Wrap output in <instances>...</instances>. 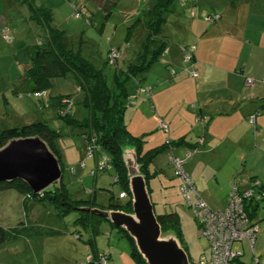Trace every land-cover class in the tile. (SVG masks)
<instances>
[{"label":"crops","instance_id":"1","mask_svg":"<svg viewBox=\"0 0 264 264\" xmlns=\"http://www.w3.org/2000/svg\"><path fill=\"white\" fill-rule=\"evenodd\" d=\"M15 4L19 6L20 21H29V12L22 0H16ZM196 12V18H190L189 22L184 21L181 27L178 26L182 32L194 35V38L180 43H168L162 54L165 73H153L150 78L148 75V81L144 83L146 78L142 76L141 84L152 89L151 97L137 93L138 82L135 81L131 86L132 103L127 107L124 121L133 136L143 137L142 153L163 145L168 136L182 141L180 146L174 147L178 155L183 156L188 150L196 149L187 159L186 169L208 205L222 209L229 202L233 183L246 188L253 177H264V113L257 116L254 125L249 122L250 115L264 104V0H209V7L199 1ZM201 13L203 16L218 13L220 18L208 23ZM13 27V22L7 17L0 19V32L1 29ZM187 44L197 45L196 61L189 71H183L182 46ZM153 68L149 72H153ZM194 70L198 72V77L192 76ZM249 77L255 79L254 85L247 84ZM1 92L3 97L5 94ZM13 93L19 96L21 92L15 87ZM200 114L204 118L199 119ZM16 115L21 116L20 113L13 114ZM162 121L169 125V134L161 129ZM6 122L2 120L0 128L4 129ZM74 134L77 132L74 131ZM81 145L72 158L78 160V163L73 167L75 176L71 178V184L77 180L80 182L85 171L79 166L83 158ZM167 152L169 155L170 152ZM161 155L158 154L148 166L154 209V188L157 198L167 200L173 191L177 197L181 196L180 180L174 176L170 164L169 171L158 164ZM92 159L94 166L90 167V174L98 158ZM84 163V168H88L87 161ZM82 183L85 188L89 182L82 180ZM87 190L92 193L95 189ZM23 204L29 211L34 207V204ZM55 215L59 216L57 213ZM35 216L39 224L47 220H42L43 212ZM252 220L260 227L253 253L258 262L253 263L251 256L250 261L244 263L264 264V200L257 205ZM86 231L96 246V253H109L110 264H137L129 254L128 241L125 239L128 246L120 244L124 237L118 232L115 243L108 240L111 242L100 247L96 234ZM77 233L83 238L82 232ZM107 236L111 238L112 234L108 232ZM238 243L241 247L234 244V248L242 253L237 259L241 264L243 261L240 257L249 246L246 241ZM204 250L203 253L208 251V245L204 246ZM75 264H79V261H75Z\"/></svg>","mask_w":264,"mask_h":264},{"label":"rangeland","instance_id":"2","mask_svg":"<svg viewBox=\"0 0 264 264\" xmlns=\"http://www.w3.org/2000/svg\"><path fill=\"white\" fill-rule=\"evenodd\" d=\"M184 1L187 3L188 0ZM199 1L209 7V0ZM15 3L16 0H0V19L3 16L7 17L15 26L3 33L4 29H1L2 31L0 32V90L3 93L2 95L5 94L3 97L0 95V122L2 120L8 121L5 123L7 125L5 128H8L41 120L46 121L50 127L59 128L62 137L58 140V143L64 163L67 166L63 172V177L72 195L75 198H84L92 194L87 188L91 190L96 189L94 197L99 203L100 201H108L113 195L118 196L120 185L114 183L115 173L110 169L111 159L109 154L99 152L98 146L95 144L96 150L93 158L103 159L102 155H106L109 157V166L105 165L104 169L99 170L97 175L90 174V167L94 166V160L86 158L87 139L78 135L79 130L77 128L63 123L58 116L60 113L56 114L50 104L56 103L57 97L61 95L69 96L70 99L68 101L74 104L73 108L71 107L73 115L79 119L84 118L86 110L82 104H79L83 93L80 91L75 79L70 75L54 78L53 85L49 88L48 94L42 96L26 93L28 87L24 86L28 83H24L23 80L26 75V69L31 61L28 48L29 46L45 42L46 30L34 20L21 22V14H18L19 6ZM102 3V0H36V5H44L53 9L54 22L60 28L66 30L69 46L73 49L80 48L83 55L99 67H102L110 48L115 47L121 50V48L126 46V43H129L126 51H124L118 60L119 65L124 66L128 61L134 59L135 54L140 49V43L143 42L146 35L142 25L135 26V29L132 31L130 29V26L138 18L137 15L144 6L145 1L117 0L112 12L106 16L104 11L97 5H102ZM73 4L80 7L81 10L84 6L82 17L78 18L75 16ZM188 6L192 13L194 10L193 6L190 4ZM178 8L179 10L181 9L180 6ZM201 15L203 17V13ZM172 18L174 17H170V23L164 28V38L162 39L167 41V43H180L192 40L194 35H186L187 32H182L177 27L171 28L173 26ZM185 20L189 22V17L186 16ZM3 35L9 38L3 37ZM164 60L163 57L159 58V61L153 66V72L151 71L146 74L147 77L143 83L148 81V75L150 78L153 73L155 75L165 73ZM115 68V66H109L105 71L108 75H111ZM134 83V81L129 83L130 90ZM15 87L20 89L24 99L21 100L20 98L22 97L13 93ZM61 101L62 104L69 103L66 98ZM60 110L62 115L68 114L69 111L67 106H64ZM18 113L21 116H13V114ZM2 129L0 128V130ZM74 131L77 134H74ZM172 140H170V143L165 142L169 146L167 151H170V147H174L171 144ZM79 145L82 146L81 153L83 157L80 163L87 161L88 168L79 165L85 170L84 174L80 177V182L77 180L71 184V178L75 176L72 167H75L74 165L78 163V160L74 161L72 158L75 157V153L77 154ZM174 150L175 148H173ZM126 153H129V158L132 160L131 151L127 150ZM186 154L185 152L183 156L186 157ZM180 156L183 157L182 155ZM159 160L158 164L166 171H169L168 152L162 153ZM174 176L177 177L175 174ZM82 180H85L86 183L89 182L87 187L83 188ZM173 184H175L174 181ZM95 185H97L96 188ZM53 188L54 184L48 187L49 190ZM156 193L157 191L154 188L152 190V197L155 203V213L167 214L177 212L179 214L182 230V246L189 253L191 261L196 262L199 255L205 251L204 246H207V243L199 234V225L195 220L192 209L188 207L186 198L182 194L177 197L176 192L173 191L172 195L165 200L164 198H157ZM26 199L30 198L27 195H21L20 197V194L14 189L0 190V226L9 231L7 240L0 244V264H75V261H79L80 264L91 253H94L92 248L96 246L89 241L88 232L83 226L75 224V219L81 216V211L72 210L65 217H57L55 215L57 211L53 206L35 203L33 200ZM24 202L30 203V206L34 204V209L31 208L30 211L26 210ZM35 206L38 207L35 208ZM42 212V220H47L44 223L41 222L43 224H39L35 214L38 216ZM97 226V231L94 233H97L95 237L98 241V246L102 247L108 242L117 241L116 234L118 230L108 221L103 220ZM15 227H18L20 230L13 232L12 229ZM35 232H39V234L36 235ZM76 232H82L83 238L75 236ZM108 232L112 234L111 238H108ZM120 244L128 246L125 238L122 239ZM235 246L241 247V244L235 243ZM239 256L233 260L232 264H240L237 261ZM251 256L252 262L256 263V255L253 256V252L248 247L245 249L242 257H240V260L249 262ZM93 260L98 264L99 259L93 258ZM89 264L94 263L89 262Z\"/></svg>","mask_w":264,"mask_h":264},{"label":"trees","instance_id":"3","mask_svg":"<svg viewBox=\"0 0 264 264\" xmlns=\"http://www.w3.org/2000/svg\"><path fill=\"white\" fill-rule=\"evenodd\" d=\"M102 1V5L97 4L98 7L102 11H104L105 16L109 15L112 12L113 7L116 5L117 0ZM144 1L145 4L140 9L137 15L138 18L136 19L135 23L130 26V29L132 31L135 29V26L142 25V28H144L146 34L143 42L140 43V49L135 54L134 59L128 61V63L124 66L119 65L118 60L120 59L124 51H126L129 45V43H126V46L121 48V50H118V48L115 47L110 48L102 67H99L89 58L84 56L80 48L73 49L69 46L66 36V30L60 28V26L56 25L54 22L55 20L52 8L46 7L44 5H36V0H22V4L26 6L29 12L28 19L34 20L37 24L41 25L46 30L45 42H41L38 45L29 46L28 48V53L30 55L31 61L26 69V75L23 80L24 83H28L24 86L28 87L26 93L30 95H38V93L40 92H45V94H48V90L53 85V80L56 77L70 75L75 79L80 91L83 93L82 99L79 104H82V106L86 110L84 118L79 119L75 117L71 108L69 109L68 114L62 115L60 109H63L64 106H68L69 104H62L61 100L65 98L69 100V96L61 95L57 97L58 100L56 103L50 104L52 105L56 114L60 113V115L58 116L61 118L63 123L77 128L79 130L78 135H80L82 138L88 136L87 139H89L93 134L97 136L96 144L98 146L99 152H106L107 154H109V157L111 159V169L115 173L114 183H118L120 185V192L118 196L113 195L109 199L108 205L102 202L99 203L96 200V198L94 197V192L97 191L96 189L87 197L75 198L74 195H72V193L70 192L68 184L65 182L64 177L60 181L53 183V189L49 190L47 188L38 195L34 194L29 185L25 181L20 179L0 183V190L14 189L21 195L26 196L29 194L30 197L32 196V198L26 200H33V202L35 203L53 206L60 217H65L72 210L81 211V216L75 219V224L83 226L86 230L91 231V234L93 235L97 234L94 232L97 231V225L99 223L101 224L103 220L108 221L113 227L118 230V233L128 241L130 245L129 254L137 264L147 263L139 253L134 239L128 234V232L122 227H116L108 219L98 216L87 208L91 207L107 210L113 209L123 211L125 213L133 212L132 195L129 189L130 177L126 164L122 158V149L126 145L135 148L137 161L140 164V172L145 177L147 188L149 194L151 195V188L149 186L150 172L148 166L158 154L167 152L169 146L164 143L159 147L149 150V152L142 153L141 150L143 137L133 136L127 129L124 121L127 107L132 103L129 83L131 81L138 82L139 87L137 93L151 97V94L147 95L146 93H141L142 89H148L152 93V89L141 84L143 80L142 76L144 77V79L146 78V74L159 61V58L162 57V54L168 46V43L162 39L164 38L163 31L165 26L170 23L169 19L171 16L174 17L172 18L173 26L171 28L177 27V29H179L178 26L181 27V25L184 24L183 22L186 16H188L189 19L196 18V7L199 3V0L195 2H191L190 0L187 1L188 4L193 6L195 11V13L190 14V7L187 3H185L184 0ZM178 6L181 7L180 10ZM73 8L75 10V16L76 14H79L76 17H82L83 9L81 10V8L76 6L75 4H73ZM215 15L219 14H205L202 18L206 22L212 23L220 18L219 15V18L214 19L213 16ZM209 17H211L212 19L207 20V18ZM174 21L176 22L175 24ZM88 22L90 23L89 19ZM190 46H195V51L192 53L191 60L185 62L184 58H182L184 71H189L194 66L196 61V44H187L182 46V57L186 55L188 48H191ZM112 49H116L120 52V56L117 59L116 63H112L109 59ZM109 66L116 67L111 75H108L105 71ZM175 72L176 71H173V73ZM193 72L197 73V76L194 77L199 76L197 71L194 70L191 72V74ZM19 96L22 97L23 94L20 93ZM73 106L74 104H71L72 108ZM200 118H204V116L200 114L199 119ZM33 136H39L47 143L51 151L57 157L62 168V172H64L67 166L64 163L58 143V140L62 137L61 130L59 128L56 129L50 127V125L46 121L38 120L33 123L8 127L0 130V148H2L12 139ZM181 143L182 141L178 140H172L171 142L174 147L180 146ZM100 159L101 158H98V160ZM169 164L174 171L171 162H169ZM194 185L198 190L195 183ZM259 188L264 191V182L259 185ZM123 191H125L127 195L124 198H120V193ZM259 202L245 203L246 210L251 218L254 217V212ZM155 214L157 216L158 222L161 225L162 231L174 232L182 244V230L179 214L177 212ZM16 230L19 231L20 229H18V227L12 229L13 232ZM8 233V230L0 226V244L4 243L7 240ZM74 235H77V237H81L80 233H75ZM91 240L92 239H90L89 241ZM92 249L94 253H91L90 255H93L97 259L100 255L102 256L105 254L107 256V261L105 264H110V256L108 252L96 253L94 247ZM189 259L190 262H192L190 255ZM82 262H85V260ZM93 263L96 264V262ZM241 264L245 263L242 262Z\"/></svg>","mask_w":264,"mask_h":264},{"label":"water","instance_id":"4","mask_svg":"<svg viewBox=\"0 0 264 264\" xmlns=\"http://www.w3.org/2000/svg\"><path fill=\"white\" fill-rule=\"evenodd\" d=\"M127 150L131 151L132 160ZM122 151L130 177L133 212L87 209L108 219L116 227L124 228L134 239L147 264H191L176 234L161 229L145 177L140 172L135 148L126 145ZM62 178L63 172L57 157L39 136L12 139L0 148V183L20 179L29 185L33 193L38 194Z\"/></svg>","mask_w":264,"mask_h":264},{"label":"built area","instance_id":"5","mask_svg":"<svg viewBox=\"0 0 264 264\" xmlns=\"http://www.w3.org/2000/svg\"><path fill=\"white\" fill-rule=\"evenodd\" d=\"M190 1L195 2L197 0ZM78 15L79 14H76V16ZM213 18H219V15H215ZM211 19V17L207 18V20ZM4 36L6 35H3V37ZM6 38L9 37L6 36ZM190 47L186 55L183 56L185 62L191 60L192 53L195 51V46ZM119 56L120 52L116 49H112L109 59L114 63ZM192 75L197 76V73L193 72ZM254 82V78H247L248 85H254ZM141 91V93H146L147 95L151 94L148 89H142ZM44 94L45 92L38 93L39 96ZM67 102L69 101L67 100ZM68 104L67 107L70 109L71 103L69 102ZM263 113L264 104L259 110L250 115V123L254 125L257 116ZM160 127L167 134L169 133V125L167 122L162 121ZM84 138L87 139L88 136ZM170 140L172 139L168 136L166 142L170 143ZM96 142L97 136L95 134L87 139L86 158L94 157ZM173 148L170 147L169 162H171L173 166L174 174L180 180V193L186 198L188 207L192 209L195 220L199 225V234L208 245V251L202 253L195 264H232L233 260L238 257L240 253L234 248V244L243 241L248 243L250 250L255 254L254 243L260 232V227L259 224L250 217L246 210L245 203H255L264 199V191L259 188V185L264 182V177H253L246 188H241L238 184L233 183L231 185L232 187L227 206L222 209H214L200 196L185 167L187 159L194 154L196 149L187 151L186 157H181L175 153V150L173 151ZM102 158L103 159H100L101 161H97L91 174L97 175L98 171L104 169L105 165L109 166V157L102 155ZM80 165L83 167L85 163L81 162ZM72 170L74 171L73 167ZM126 195V192L123 191L120 193V198H124ZM27 197L31 198L29 194ZM93 258L96 259L93 255H89L85 262H81L80 264L96 262ZM97 259H99L98 264H105L107 256L105 254L102 256L100 255ZM255 262H258V258L256 257Z\"/></svg>","mask_w":264,"mask_h":264}]
</instances>
